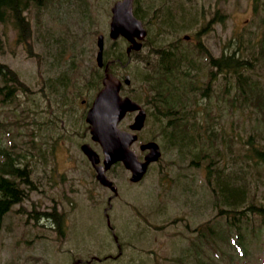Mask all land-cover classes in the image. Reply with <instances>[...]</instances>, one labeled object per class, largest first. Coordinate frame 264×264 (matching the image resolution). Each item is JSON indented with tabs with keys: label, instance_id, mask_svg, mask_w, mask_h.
I'll return each instance as SVG.
<instances>
[{
	"label": "rangeland",
	"instance_id": "rangeland-1",
	"mask_svg": "<svg viewBox=\"0 0 264 264\" xmlns=\"http://www.w3.org/2000/svg\"><path fill=\"white\" fill-rule=\"evenodd\" d=\"M35 1L24 10L31 28L29 49L19 39L18 24L11 19L0 22V63L24 83L13 84L9 73L0 83V144L23 154L20 158L34 180L25 188V198L0 218V264H73L78 257L92 255L101 259L87 264H264V219L252 215L253 220L242 219L239 228L231 226L225 215L217 214L202 165L190 164V155L179 153L177 147L164 143L161 156L138 182L129 180L121 163L113 164L107 176L117 186L116 194L98 182L80 145L87 142L101 155L85 121L86 101L100 86L88 85L87 80L96 67L98 33H104L107 50L125 53L121 40L110 45L107 37L115 0H40V5ZM162 2L166 4L160 6ZM134 4L147 36L126 67L114 69L119 76L130 74L126 90L147 110L140 137L161 144L153 138L156 123L140 77L156 63L151 66L158 58L154 49L170 41L193 50L194 58L205 63V76L206 69L217 76L207 119L214 116L219 131L243 135L255 110L240 102L234 72L212 66L226 55L235 62L249 59L240 74L249 73L255 90L264 94V0H133ZM165 16L173 27L162 24ZM9 89L15 99L6 102ZM132 119L133 113L126 115L119 126L126 128ZM138 144L131 148L140 155ZM231 148L235 154L237 146ZM248 173L251 181L257 177L252 169ZM262 178L254 188L257 202H264ZM105 206L121 242V254L114 259H103L118 252L106 235ZM53 209L56 215H50ZM60 215L61 231L53 221ZM130 222L141 229L137 237L127 235ZM150 224L162 228H149ZM155 230L152 241L147 231Z\"/></svg>",
	"mask_w": 264,
	"mask_h": 264
},
{
	"label": "trees",
	"instance_id": "trees-1",
	"mask_svg": "<svg viewBox=\"0 0 264 264\" xmlns=\"http://www.w3.org/2000/svg\"><path fill=\"white\" fill-rule=\"evenodd\" d=\"M28 2V0H0V21L11 19L18 24L19 39L25 41L29 49L28 39L31 37V28L24 16ZM165 4L162 2L160 6ZM134 13L143 20L137 4L134 6ZM168 18L165 16L162 24L171 28L173 26L165 22ZM261 48L264 52V46ZM104 52V60L108 62L110 71L116 73L115 67H126L127 59L124 52L111 49H105ZM154 52L158 55L156 63L151 70L142 73L140 77L147 86L146 96H149L148 102L152 106L150 115L156 123L157 132L153 138L160 141L162 148L165 147L164 143H167L177 147L181 154L188 153L190 164L202 165L207 183L213 191V204L218 207L217 214L225 215L231 226L239 228L240 221L253 220L252 215H259L264 219V202L256 201L254 189L257 188L258 183L263 182L264 175V94L255 90L257 84L250 78L249 73L240 74L249 59L243 63L241 59H236L235 62L231 55H226L222 58V63L215 62L218 66H224L234 72L235 83L241 95L240 102L242 105H248L249 111L255 110L254 121L249 129L243 135H236L229 134L226 129L219 131L214 116L210 115L207 119L212 69L205 68V76L203 68L205 64L195 61L188 47L184 48L180 41L167 42L155 48ZM3 68L4 70L0 71L4 73L3 79L6 80V73H9L13 84H24L13 70ZM200 72L205 76V80L200 76ZM100 77L101 72L95 67L87 81L90 84L97 82L98 87ZM225 86L227 92L229 82ZM14 99L9 89L6 102ZM231 146H237L235 154L231 151ZM208 147L222 148L210 153ZM21 156L23 154L0 144V218L14 203L22 201L27 195L24 185L28 187L33 185L28 166L26 162L23 163ZM251 169L257 174L252 181L249 177L251 174L248 173ZM50 215H56L54 209ZM53 221L61 231L63 216L55 217Z\"/></svg>",
	"mask_w": 264,
	"mask_h": 264
},
{
	"label": "water",
	"instance_id": "water-1",
	"mask_svg": "<svg viewBox=\"0 0 264 264\" xmlns=\"http://www.w3.org/2000/svg\"><path fill=\"white\" fill-rule=\"evenodd\" d=\"M111 20L109 35L116 38L119 34L127 38L130 49H139L145 30L141 20L138 19L132 10V0H117L111 6ZM97 64H102L103 35L97 36ZM125 83H129V76L123 78ZM102 87L96 93L91 106L87 110L86 120L89 122L91 138L97 141L103 153L102 162L99 163V154L88 144L83 143L81 149L86 154L91 164L96 170V178L100 183L115 191L116 186L106 176L105 170L115 161L120 160L126 168L131 171L130 179L139 180L145 173L148 164L157 159L160 155L158 144L155 141H147L140 145V148L149 150L141 160L135 151L130 148V144L137 138L135 133L121 129L118 122L127 111L138 109L134 121L129 125L133 130L140 129L144 123L145 111L139 103L131 97L121 96L119 89L121 80L104 69L102 77Z\"/></svg>",
	"mask_w": 264,
	"mask_h": 264
},
{
	"label": "flooded vegetation",
	"instance_id": "flooded-vegetation-1",
	"mask_svg": "<svg viewBox=\"0 0 264 264\" xmlns=\"http://www.w3.org/2000/svg\"><path fill=\"white\" fill-rule=\"evenodd\" d=\"M129 124V123H128ZM128 124L126 125V128H128ZM139 142V141H138ZM142 143L139 142L138 146H140ZM140 148V147H139ZM148 148H145V149H142L140 148V155H138L140 158L144 157L145 153L147 152ZM131 181V180H130ZM132 182H138V181H132ZM113 194H116V193H113ZM110 199V196L108 197V200ZM109 206H105L104 207V216H105V231H106V235L108 236L110 234V236L113 238L114 242L116 243L117 245V254H106L104 256L103 259H106V258H117L120 254H121V242L119 241V235H118V232L116 233V230H113V226L115 227L114 223H112L110 221V218H109V214L107 213L106 209L108 208ZM173 224V223H171ZM149 228H162V226L158 227H154L152 224L150 225H147ZM146 226V227H147ZM129 230H127V235L130 237V238H134V237H137V235L141 232L139 228H136V227H132L131 225V222L129 223V227H128ZM148 233H150V238L152 239V241L157 237V231L155 230L154 232L153 231H147ZM108 233V234H107ZM142 238V237H141ZM136 239V238H135ZM131 245L134 244V242H131L130 243ZM101 257H98V256H95V255H92L90 256V258H80L78 257L75 262L73 264H87V263H90L92 262L93 260H100Z\"/></svg>",
	"mask_w": 264,
	"mask_h": 264
}]
</instances>
